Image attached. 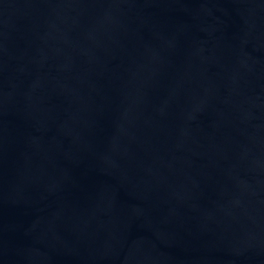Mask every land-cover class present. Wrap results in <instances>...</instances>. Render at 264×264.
<instances>
[{
    "label": "water",
    "instance_id": "obj_1",
    "mask_svg": "<svg viewBox=\"0 0 264 264\" xmlns=\"http://www.w3.org/2000/svg\"><path fill=\"white\" fill-rule=\"evenodd\" d=\"M0 264H264V0H0Z\"/></svg>",
    "mask_w": 264,
    "mask_h": 264
}]
</instances>
